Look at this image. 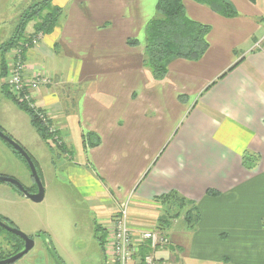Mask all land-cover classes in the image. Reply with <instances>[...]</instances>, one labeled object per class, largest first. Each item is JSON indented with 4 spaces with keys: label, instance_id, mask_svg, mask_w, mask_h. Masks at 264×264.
I'll list each match as a JSON object with an SVG mask.
<instances>
[{
    "label": "crops",
    "instance_id": "obj_1",
    "mask_svg": "<svg viewBox=\"0 0 264 264\" xmlns=\"http://www.w3.org/2000/svg\"><path fill=\"white\" fill-rule=\"evenodd\" d=\"M157 1L58 0L65 20L25 53L29 75L50 79L33 101L59 130L63 165L94 211L129 202L138 231L157 229L158 197L195 203V228L173 220L158 260L264 264V0H228L234 18L183 0L190 20L211 27L209 48L196 62L172 60L161 81L144 67Z\"/></svg>",
    "mask_w": 264,
    "mask_h": 264
},
{
    "label": "rangeland",
    "instance_id": "obj_2",
    "mask_svg": "<svg viewBox=\"0 0 264 264\" xmlns=\"http://www.w3.org/2000/svg\"><path fill=\"white\" fill-rule=\"evenodd\" d=\"M60 1L64 5L69 3V0ZM57 2L58 0H48L46 2L48 8L27 23L24 33L27 38H34L35 35H43L44 37L45 33L36 32L35 27L48 15L49 11L52 12L54 9L62 11L56 26L65 20L69 11L66 7L59 6ZM44 4L45 0H0V129L19 143L34 159L44 188V199L37 203L20 194L14 185L0 183V218L4 221L8 220L7 223H11L35 242L34 248L15 264H104L105 257L108 258L106 264H116V257L113 252L117 238L116 220L121 207L125 204L130 206L129 202L119 204L117 209L111 212L107 210L101 213L94 211L90 202L83 198L76 180L72 181L68 176L66 166L63 165L66 163V158L57 148L60 144H55L57 146L51 149L33 127L30 117L11 99L7 98L2 91L4 87H10L13 63L16 62L13 51L16 47L9 50L5 57L2 55L1 47L13 41L18 29ZM42 40L43 38L35 48L31 49L39 47ZM2 59H5L6 75L4 77H1V74L4 73L1 65ZM24 64L27 80H33L36 72L42 75L37 70L30 76L25 57ZM42 76L44 77V75ZM48 80L44 85L50 84ZM32 104L33 106L36 105L34 101ZM37 114L39 116V113ZM45 115L48 120L52 121L49 114L45 112ZM1 176L14 178L26 189H30L31 194L38 193V185L29 166L0 139ZM155 204L160 206L159 203ZM189 209L190 206L178 204L173 208V212L180 213L185 221V214ZM160 211L163 216L162 206ZM129 227L137 245H141L140 237H138L139 234L141 236V233L159 231L158 233L161 235H167L165 233L167 227L162 225L157 229H138V231L132 229L130 224ZM96 228L99 229L98 236L104 239L103 243L107 246L105 253L95 237ZM19 246L20 243L11 237L7 231L0 230V258L12 257L11 255H14ZM166 248L156 249L155 252L151 251V253H154L153 255L156 257L158 251ZM106 252L110 255L108 256ZM166 262L176 264L170 261Z\"/></svg>",
    "mask_w": 264,
    "mask_h": 264
},
{
    "label": "trees",
    "instance_id": "obj_3",
    "mask_svg": "<svg viewBox=\"0 0 264 264\" xmlns=\"http://www.w3.org/2000/svg\"><path fill=\"white\" fill-rule=\"evenodd\" d=\"M47 1L48 0H45V4L39 7V9H37L38 7L36 6L37 10L32 14V16L28 18L27 22L20 29H18V35L16 34L13 41L8 42L1 47V52L4 57L9 50L21 45L22 42L28 40V38L24 34L27 23L34 20L37 14H40L43 10L48 8L46 4ZM194 1L199 4L208 6L214 12L223 17L234 18L237 16L235 7L228 0ZM156 9L158 16L149 22L146 29L144 67L152 73L153 77L157 81H161L165 78L168 71L167 66L172 60L183 59L196 62L205 55L209 48V45L206 41V36L211 31V27L190 20L186 15L183 0H158ZM61 15V10L54 9L52 12L49 11L48 15L43 20H41L38 26L35 27L36 32L50 34L54 30L56 24L59 22V18L61 17ZM128 43L132 46L138 45V42L134 40H130ZM1 65L3 66L4 71V73L1 74V77H4L6 75L5 59H2ZM2 91L7 98L11 99L22 111H24L30 117L33 127L36 129L42 140L45 141L51 149H53L55 144H60L58 146L56 145L57 148L60 151H65L66 146L64 145V143H59L62 141V139L60 138L59 130L57 129L55 133H52L50 131V127L54 125L53 122L50 120H48L47 122H43L39 118L37 113H45L44 110L40 108H31L30 103L21 100L18 96H15L11 92L10 88L4 87ZM56 136L59 138L58 140H56ZM87 139L89 140V144L91 146H97L99 144L98 140H94L95 136L93 135H89ZM8 146L13 149L10 145ZM15 153L27 165L25 159L21 156V154L17 151H15ZM256 162L257 158H254L251 155L245 157V164L249 168H253L256 165ZM27 190L31 192L30 189ZM18 192L22 194L19 190ZM210 193L212 194L214 192H209V194ZM214 195L216 194L214 193ZM155 203H159L164 211V215L161 218L158 226L159 228L161 225L166 228L171 224L173 220L181 217L180 213L173 212V208L178 204L182 206H190V209L187 210L185 214V222L188 228L196 226L199 221V214L195 203L188 201L186 198L180 196L176 192H171L167 195L156 198ZM0 230L5 231L2 228H0ZM98 232L99 229L96 228L95 237L99 245L103 247L104 239L98 236ZM8 234L20 243V246L14 253V255H16L17 253L22 251L24 242L17 236L11 233ZM148 252V247H142L140 254L143 256ZM6 258H0V260Z\"/></svg>",
    "mask_w": 264,
    "mask_h": 264
},
{
    "label": "built area",
    "instance_id": "obj_4",
    "mask_svg": "<svg viewBox=\"0 0 264 264\" xmlns=\"http://www.w3.org/2000/svg\"><path fill=\"white\" fill-rule=\"evenodd\" d=\"M34 38L30 37L21 45L17 46L13 51L16 62L13 63L12 78L10 80V90L17 95L21 100L30 103L31 108H39L33 106L32 94L39 91V88L47 83L45 77L40 74H34L33 80H27L25 75L24 57L25 53L38 45L43 35H35ZM46 80V81H45ZM50 80H48L49 82ZM44 116V118H43ZM39 118L43 122H47L48 118L45 113H39ZM50 131L55 133L57 128L55 125L50 127ZM59 138L56 136V140ZM117 238L114 243V254L116 257V264H171L166 261H160L154 257L156 249H162L170 246L171 242L167 235H161L157 231L141 233V245L134 242L133 234L129 227V205L125 204L121 207L119 216L116 220ZM149 248V253L142 256L140 254L141 248Z\"/></svg>",
    "mask_w": 264,
    "mask_h": 264
},
{
    "label": "water",
    "instance_id": "obj_5",
    "mask_svg": "<svg viewBox=\"0 0 264 264\" xmlns=\"http://www.w3.org/2000/svg\"><path fill=\"white\" fill-rule=\"evenodd\" d=\"M0 139L2 141H4L5 143H7L8 145H10L15 151L20 153L21 156L25 159L27 165L29 166V168L32 172V176L34 177V179L36 180V183L38 185V193L37 194H31L21 183H19L14 178H10L7 176H1L0 177V183H8V184L14 185L22 193V195H24L25 197H27L28 199H30L34 202L38 203V202L43 201V199H44V188H43V185L41 183L37 167H36L32 157L30 156V154L19 143H17L12 138H10L8 135H6L1 129H0ZM0 227L3 228L8 233H11V234L19 237L24 242V247H23L22 251H20L19 253H17L16 255H14L12 257H9V258L4 259V260H0V264H15L17 261L22 259L25 255H27L34 248L35 242L31 237L22 233L17 228L10 225L9 223H7L6 221H4L1 218H0Z\"/></svg>",
    "mask_w": 264,
    "mask_h": 264
},
{
    "label": "flooded vegetation",
    "instance_id": "obj_6",
    "mask_svg": "<svg viewBox=\"0 0 264 264\" xmlns=\"http://www.w3.org/2000/svg\"><path fill=\"white\" fill-rule=\"evenodd\" d=\"M5 221H6V220H5ZM7 221H8V220H7ZM7 221H6V222H7ZM9 224L12 225L11 223H9ZM12 226H13V225H12ZM18 238H19V237H18ZM21 240H22V239H21ZM22 241H23V240H22ZM3 260H4V259H3Z\"/></svg>",
    "mask_w": 264,
    "mask_h": 264
}]
</instances>
